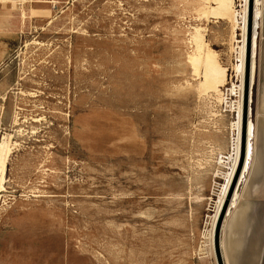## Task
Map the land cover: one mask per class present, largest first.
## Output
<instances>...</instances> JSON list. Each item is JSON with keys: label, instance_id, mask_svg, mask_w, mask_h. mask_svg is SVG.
<instances>
[{"label": "rangeland", "instance_id": "rangeland-1", "mask_svg": "<svg viewBox=\"0 0 264 264\" xmlns=\"http://www.w3.org/2000/svg\"><path fill=\"white\" fill-rule=\"evenodd\" d=\"M249 5L0 0V264H219Z\"/></svg>", "mask_w": 264, "mask_h": 264}, {"label": "crops", "instance_id": "crops-1", "mask_svg": "<svg viewBox=\"0 0 264 264\" xmlns=\"http://www.w3.org/2000/svg\"><path fill=\"white\" fill-rule=\"evenodd\" d=\"M255 48L249 145L231 209L235 232L230 235L223 231L222 236L223 245L232 244L229 256L233 255L234 264H264V3Z\"/></svg>", "mask_w": 264, "mask_h": 264}, {"label": "water", "instance_id": "water-1", "mask_svg": "<svg viewBox=\"0 0 264 264\" xmlns=\"http://www.w3.org/2000/svg\"><path fill=\"white\" fill-rule=\"evenodd\" d=\"M253 0H250V9H249V24H248V46H247V61H246V69H245V85H244V93H243V122H242V138H241V152L239 163L237 169L235 171V175L227 195L226 201L224 203L222 212L218 219L217 227H216V255L219 264H225L223 259V254L221 252V244H220V235L223 230V224L225 222V218L227 212L229 210L230 204L233 200L235 191L237 189V185L243 171L246 156H247V142H248V122H249V111H250V94H251V53H252V41H253V22H254V9H253Z\"/></svg>", "mask_w": 264, "mask_h": 264}, {"label": "bare ground", "instance_id": "bare-ground-1", "mask_svg": "<svg viewBox=\"0 0 264 264\" xmlns=\"http://www.w3.org/2000/svg\"><path fill=\"white\" fill-rule=\"evenodd\" d=\"M257 12V11H256ZM255 15L257 16V14L255 13ZM257 18H258V16H257ZM256 20V19H255ZM256 24V23H255ZM254 24V25H255ZM255 27V26H254ZM256 33V32H255ZM256 35V34H255ZM248 46V45H247ZM246 61H247V56H246ZM252 64H251V85H250V87H252V85H253V81H254V74H255V60L253 59L252 60V62H251ZM245 64V69H246V63H244ZM243 79V78H242ZM243 81V80H242ZM245 82V81H244ZM243 85V84H242ZM251 90V89H250ZM250 96H252V94H250ZM250 103H251V98H250ZM249 103V104H250ZM248 133H249V127H248ZM3 156V155H2ZM3 161V160H2ZM1 161V163L3 164V162ZM5 162V161H4ZM4 167H1V169H0V183H3L4 182ZM2 185V184H1ZM1 189H3L2 188V186L0 187ZM237 196V195H236ZM235 198V197H234ZM237 198V197H236ZM235 200H237V199H235ZM233 202H235V201H233ZM232 202V203H233ZM234 205V204H233ZM233 254V253H232ZM231 254V255H232ZM233 256V255H232Z\"/></svg>", "mask_w": 264, "mask_h": 264}, {"label": "built area", "instance_id": "built-area-1", "mask_svg": "<svg viewBox=\"0 0 264 264\" xmlns=\"http://www.w3.org/2000/svg\"><path fill=\"white\" fill-rule=\"evenodd\" d=\"M19 1V0H18ZM24 1V0H23ZM54 0H49L50 3H52Z\"/></svg>", "mask_w": 264, "mask_h": 264}]
</instances>
